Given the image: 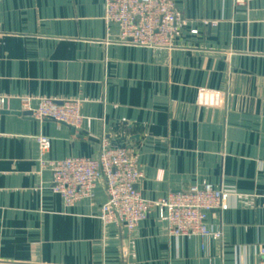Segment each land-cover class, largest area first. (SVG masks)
I'll list each match as a JSON object with an SVG mask.
<instances>
[{
	"label": "crops",
	"instance_id": "obj_1",
	"mask_svg": "<svg viewBox=\"0 0 264 264\" xmlns=\"http://www.w3.org/2000/svg\"><path fill=\"white\" fill-rule=\"evenodd\" d=\"M174 4L182 27L157 48L120 42L104 0H0V264H259L264 0ZM21 97L78 100L82 121L22 116ZM103 137L132 150L149 201L205 183L231 192L207 215L218 237L174 236L158 209L131 230L105 224L103 180L66 206L42 162L95 157Z\"/></svg>",
	"mask_w": 264,
	"mask_h": 264
},
{
	"label": "built area",
	"instance_id": "obj_2",
	"mask_svg": "<svg viewBox=\"0 0 264 264\" xmlns=\"http://www.w3.org/2000/svg\"><path fill=\"white\" fill-rule=\"evenodd\" d=\"M232 1L237 5L247 2ZM104 19L119 26L120 42L144 47L173 46L182 27L174 0H104ZM20 102L19 113L38 121L54 120L74 128L82 121L78 100L41 98L35 107L31 106L29 97H21ZM4 103L5 98L0 97V108ZM36 141L39 154L43 155L50 140L38 136ZM42 164L51 171V191L66 206L80 198H93L96 182L103 180L106 201L100 207L99 218L105 224H119L127 230L135 228L152 209H158L174 236L217 238L218 233L206 224L207 215L211 211L226 210L231 195L228 190L205 183L149 201L136 187L142 173L132 150L127 146L113 147L105 137L95 157L69 156ZM259 259V264H264V245L259 249Z\"/></svg>",
	"mask_w": 264,
	"mask_h": 264
},
{
	"label": "water",
	"instance_id": "obj_3",
	"mask_svg": "<svg viewBox=\"0 0 264 264\" xmlns=\"http://www.w3.org/2000/svg\"><path fill=\"white\" fill-rule=\"evenodd\" d=\"M20 114V113H19Z\"/></svg>",
	"mask_w": 264,
	"mask_h": 264
}]
</instances>
